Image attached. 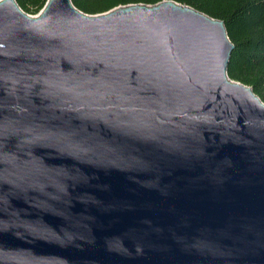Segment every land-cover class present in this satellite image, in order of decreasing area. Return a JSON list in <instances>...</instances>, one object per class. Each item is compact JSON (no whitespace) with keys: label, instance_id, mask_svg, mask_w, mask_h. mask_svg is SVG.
I'll return each instance as SVG.
<instances>
[{"label":"water","instance_id":"water-1","mask_svg":"<svg viewBox=\"0 0 264 264\" xmlns=\"http://www.w3.org/2000/svg\"><path fill=\"white\" fill-rule=\"evenodd\" d=\"M234 48L178 0H0V264H264V101Z\"/></svg>","mask_w":264,"mask_h":264},{"label":"trees","instance_id":"trees-1","mask_svg":"<svg viewBox=\"0 0 264 264\" xmlns=\"http://www.w3.org/2000/svg\"><path fill=\"white\" fill-rule=\"evenodd\" d=\"M30 13H37L47 0H17ZM88 13H101L121 4L161 0H72ZM225 21L234 42L228 66L229 75L252 86L264 101V0H178Z\"/></svg>","mask_w":264,"mask_h":264},{"label":"rangeland","instance_id":"rangeland-1","mask_svg":"<svg viewBox=\"0 0 264 264\" xmlns=\"http://www.w3.org/2000/svg\"><path fill=\"white\" fill-rule=\"evenodd\" d=\"M26 11V10H25ZM41 11V10H40ZM40 11H38L37 13H30V12H27V13H29V14H31V15H38L39 13H40Z\"/></svg>","mask_w":264,"mask_h":264}]
</instances>
